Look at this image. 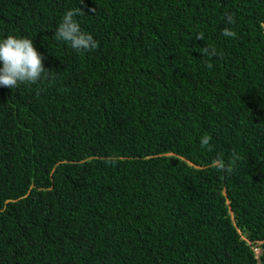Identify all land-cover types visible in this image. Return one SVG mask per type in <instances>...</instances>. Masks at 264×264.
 Returning a JSON list of instances; mask_svg holds the SVG:
<instances>
[{"label":"trees","instance_id":"trees-1","mask_svg":"<svg viewBox=\"0 0 264 264\" xmlns=\"http://www.w3.org/2000/svg\"><path fill=\"white\" fill-rule=\"evenodd\" d=\"M9 35L51 73L0 86V264H264V0H0Z\"/></svg>","mask_w":264,"mask_h":264},{"label":"clouds","instance_id":"clouds-1","mask_svg":"<svg viewBox=\"0 0 264 264\" xmlns=\"http://www.w3.org/2000/svg\"><path fill=\"white\" fill-rule=\"evenodd\" d=\"M83 3V0H80ZM94 11V9H90ZM85 15L84 11L80 7H75L68 9L62 16L60 23L58 24L54 37L59 41L66 42L76 51H90L97 48V41L93 36L81 30L80 24L75 19V17ZM225 19L228 24L235 23V20L231 14H225ZM225 37H235L236 33L229 28H225L222 32ZM196 40H203L204 37L201 33L196 34ZM202 55H215L216 50L205 48ZM44 57L38 53L33 45L32 39L20 37L17 38L13 35H9L3 40H0V86H5L8 88H19L23 83H36L42 74H50L51 71L45 69L42 64ZM171 62H167L166 70L170 68ZM211 67V64L208 65ZM182 89L178 91L177 94L181 93ZM210 135H204L201 138V147L210 148ZM148 156H151L148 154ZM134 157V156H133ZM239 156L234 152L232 160H238ZM212 167L218 171H223L225 173H230L232 171V164H226L225 161L217 157L212 161ZM54 169L52 165L47 176L50 179L51 173ZM32 181L29 182L27 188L33 187ZM35 187V186H34ZM36 189H47L49 187L36 186ZM79 191H83L85 188V181L80 182L76 185ZM55 194L57 196V189L55 188ZM10 198H5L0 206V210H3L6 203L10 202ZM261 240H256L252 245L254 255H258L261 251L259 243Z\"/></svg>","mask_w":264,"mask_h":264}]
</instances>
